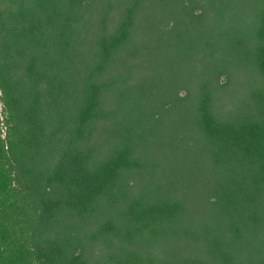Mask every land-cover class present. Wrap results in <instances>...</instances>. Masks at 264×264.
Masks as SVG:
<instances>
[{"label": "trees", "instance_id": "trees-1", "mask_svg": "<svg viewBox=\"0 0 264 264\" xmlns=\"http://www.w3.org/2000/svg\"><path fill=\"white\" fill-rule=\"evenodd\" d=\"M0 264H264V0H0Z\"/></svg>", "mask_w": 264, "mask_h": 264}]
</instances>
